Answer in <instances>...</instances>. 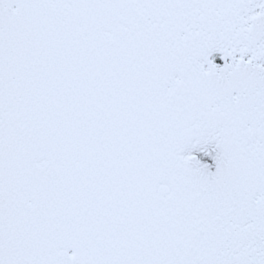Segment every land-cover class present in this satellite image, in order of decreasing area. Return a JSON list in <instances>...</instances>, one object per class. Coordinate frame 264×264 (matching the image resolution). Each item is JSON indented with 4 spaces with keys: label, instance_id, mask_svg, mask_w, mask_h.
Wrapping results in <instances>:
<instances>
[{
    "label": "snow or ice",
    "instance_id": "snow-or-ice-1",
    "mask_svg": "<svg viewBox=\"0 0 264 264\" xmlns=\"http://www.w3.org/2000/svg\"><path fill=\"white\" fill-rule=\"evenodd\" d=\"M0 264H264V0H0Z\"/></svg>",
    "mask_w": 264,
    "mask_h": 264
}]
</instances>
